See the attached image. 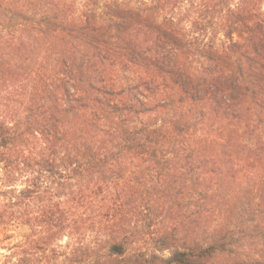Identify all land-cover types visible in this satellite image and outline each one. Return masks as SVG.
Listing matches in <instances>:
<instances>
[{
	"label": "trees",
	"instance_id": "16d2710c",
	"mask_svg": "<svg viewBox=\"0 0 264 264\" xmlns=\"http://www.w3.org/2000/svg\"><path fill=\"white\" fill-rule=\"evenodd\" d=\"M0 226V264H264V0H0Z\"/></svg>",
	"mask_w": 264,
	"mask_h": 264
},
{
	"label": "rangeland",
	"instance_id": "374dc122",
	"mask_svg": "<svg viewBox=\"0 0 264 264\" xmlns=\"http://www.w3.org/2000/svg\"><path fill=\"white\" fill-rule=\"evenodd\" d=\"M123 2L126 1V0H122ZM14 240V238H13ZM13 240L10 241V243L13 242ZM66 242V239H63L62 240V243L64 244ZM7 244V242L4 240V233H3V230H2V226H0V253H4L5 250H4V246Z\"/></svg>",
	"mask_w": 264,
	"mask_h": 264
}]
</instances>
